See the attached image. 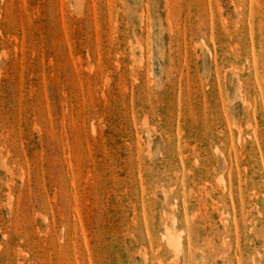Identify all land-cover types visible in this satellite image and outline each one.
<instances>
[{
  "label": "rangeland",
  "instance_id": "374dc122",
  "mask_svg": "<svg viewBox=\"0 0 264 264\" xmlns=\"http://www.w3.org/2000/svg\"><path fill=\"white\" fill-rule=\"evenodd\" d=\"M0 264H264V0H0Z\"/></svg>",
  "mask_w": 264,
  "mask_h": 264
},
{
  "label": "bare ground",
  "instance_id": "6f19581e",
  "mask_svg": "<svg viewBox=\"0 0 264 264\" xmlns=\"http://www.w3.org/2000/svg\"><path fill=\"white\" fill-rule=\"evenodd\" d=\"M164 240L167 243V246L174 252L173 254H179L181 253V248H180V237H177L176 239H171L169 238V236L167 235V232H165L164 235H162ZM174 255V256H176Z\"/></svg>",
  "mask_w": 264,
  "mask_h": 264
}]
</instances>
